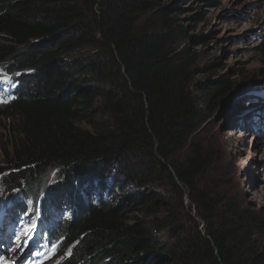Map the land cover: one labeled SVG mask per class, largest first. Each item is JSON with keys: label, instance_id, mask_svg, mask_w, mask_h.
I'll list each match as a JSON object with an SVG mask.
<instances>
[{"label": "trees", "instance_id": "1", "mask_svg": "<svg viewBox=\"0 0 264 264\" xmlns=\"http://www.w3.org/2000/svg\"><path fill=\"white\" fill-rule=\"evenodd\" d=\"M180 2L0 0V72L15 87L0 111L13 134L0 184L17 205L14 192L30 198L32 220L43 213L46 223L58 221L46 229L45 248L61 241L63 264H264L256 220L218 195L217 180L204 179L208 158L199 145L177 157L210 119L212 101L235 87L224 77L197 81L198 71L218 62L196 68L200 54L180 46L185 29L171 17ZM129 159L136 160L112 173ZM57 167L65 172L54 174ZM122 174L130 187L144 188L160 174L181 201L188 198L190 231L178 218L157 219L164 208L129 222L122 207L110 205ZM131 189L128 201L148 198ZM166 228L181 238L173 260L158 263Z\"/></svg>", "mask_w": 264, "mask_h": 264}, {"label": "rangeland", "instance_id": "2", "mask_svg": "<svg viewBox=\"0 0 264 264\" xmlns=\"http://www.w3.org/2000/svg\"><path fill=\"white\" fill-rule=\"evenodd\" d=\"M175 1L156 0L160 7H169ZM171 17L185 29L180 46L190 45L193 52L200 54L201 60L196 68L218 62L207 73L197 72L200 84H210L223 77L229 81V86L241 84L239 91L232 89L230 95L212 101L210 119L181 146L177 157L183 161L189 156L193 144L199 145L200 151L208 158L209 167L204 179L217 180L221 186L218 195L236 200L240 208L256 220V239L264 243V0H181L179 9L174 10ZM0 77L9 79V75L3 72ZM5 107V100L0 97V111ZM78 126L91 130L85 123ZM12 143L10 122L0 113V168L8 165L7 153L11 156ZM131 160L136 159L119 161L112 173L120 163L124 167ZM96 165L93 167L98 169ZM64 169L54 168V174H62ZM150 177L158 180L157 185L145 188L130 187L129 178L122 177V184H116L114 191H110V196L114 195L110 205L122 207L123 215L131 223L147 221L164 208L166 210L157 219L171 221L178 218L183 230L190 231L194 214L186 206L188 198L181 201L178 192L165 179L160 180V174ZM45 186L42 180L38 193L43 192ZM131 188L144 190L148 198L128 201ZM14 193L17 195L15 199L23 203L16 208L0 184V246L4 248L0 249V264H63L68 253L63 245H56L42 258L34 260L42 239L40 218L27 219L25 213L31 209L30 198ZM96 194L91 197L92 202L97 201ZM123 197L127 200H120ZM121 202L125 203L119 204ZM145 204L151 208L149 212ZM20 207H24L23 212H19ZM197 223L200 229L205 225L202 220ZM9 228L13 231H8ZM180 238L178 232L173 233L168 228L160 234L158 263L173 260L172 254ZM29 260L32 262L28 263Z\"/></svg>", "mask_w": 264, "mask_h": 264}, {"label": "clouds", "instance_id": "3", "mask_svg": "<svg viewBox=\"0 0 264 264\" xmlns=\"http://www.w3.org/2000/svg\"><path fill=\"white\" fill-rule=\"evenodd\" d=\"M3 73H4V72H3ZM9 78H10V76H9ZM1 79H8V78L0 77V80H1ZM8 81H9V79H8ZM5 88H6L5 95L8 94L9 92L15 90V87L10 83V81H9V83L5 86ZM4 99H5V98H4ZM6 99H7V98H6ZM6 106H7V104H6Z\"/></svg>", "mask_w": 264, "mask_h": 264}, {"label": "water", "instance_id": "4", "mask_svg": "<svg viewBox=\"0 0 264 264\" xmlns=\"http://www.w3.org/2000/svg\"><path fill=\"white\" fill-rule=\"evenodd\" d=\"M241 89V84H237L235 85L234 89L233 90H236V91H239ZM231 94V93H230ZM229 94V95H230Z\"/></svg>", "mask_w": 264, "mask_h": 264}, {"label": "snow or ice", "instance_id": "5", "mask_svg": "<svg viewBox=\"0 0 264 264\" xmlns=\"http://www.w3.org/2000/svg\"><path fill=\"white\" fill-rule=\"evenodd\" d=\"M3 82H7V80L3 81Z\"/></svg>", "mask_w": 264, "mask_h": 264}, {"label": "bare ground", "instance_id": "6", "mask_svg": "<svg viewBox=\"0 0 264 264\" xmlns=\"http://www.w3.org/2000/svg\"><path fill=\"white\" fill-rule=\"evenodd\" d=\"M6 234V233H5Z\"/></svg>", "mask_w": 264, "mask_h": 264}]
</instances>
